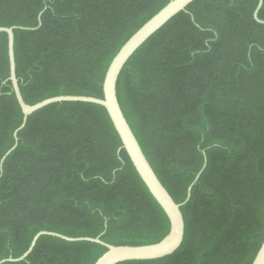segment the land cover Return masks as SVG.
Returning a JSON list of instances; mask_svg holds the SVG:
<instances>
[{
	"label": "trees",
	"instance_id": "trees-1",
	"mask_svg": "<svg viewBox=\"0 0 264 264\" xmlns=\"http://www.w3.org/2000/svg\"><path fill=\"white\" fill-rule=\"evenodd\" d=\"M170 0H0L15 28V75L25 104L103 98L109 64ZM258 0H195L128 60L116 87L146 160L176 204L184 237L171 255L119 264H252L264 242V24ZM264 21V0L258 11ZM0 33V261L39 232L113 246L161 241L169 221L106 110L62 102L25 126ZM191 187L186 201L187 190ZM107 249L41 236L20 262L94 264Z\"/></svg>",
	"mask_w": 264,
	"mask_h": 264
},
{
	"label": "water",
	"instance_id": "water-1",
	"mask_svg": "<svg viewBox=\"0 0 264 264\" xmlns=\"http://www.w3.org/2000/svg\"><path fill=\"white\" fill-rule=\"evenodd\" d=\"M195 0H170L162 9H160L154 16H152L146 23H144L120 48L113 60L108 66L105 73L102 93L103 98H94L89 96H56L45 99L34 105H27L24 103L20 90L18 87L16 75H15V60H14V34L15 28H3L0 27V33L7 35V48L9 58V78L8 80L12 84L13 92L15 94L16 101L21 109L23 119L20 127L14 132V138L19 130H21L27 121V118L34 112L54 103L62 102H81L90 103L103 107L112 124L117 132L122 148L127 153L134 169L136 170L139 178L163 210L169 221V231L167 235L158 243L141 246H113L103 243L100 237L96 238H69L52 232H39L37 233L26 252L20 257L15 259H6L0 261V264L4 262H20L23 261L33 250L36 242L41 236H51L62 239L67 242H89L104 246L107 251L97 259L94 264H119L128 261H148L160 259L173 254L181 245L184 237V221L180 211L182 204H176L171 198L166 189L162 186L148 161L146 160L132 130L130 129L118 103L116 87L119 75L132 57V55L160 28L167 24L172 18H174L180 12L186 10V8ZM263 0H258V4L254 11V19L264 24V21L258 19V11L262 6ZM16 144L2 157L0 161V167L4 159L15 149ZM190 186L187 190L186 201L190 197ZM252 264H264V242L258 250Z\"/></svg>",
	"mask_w": 264,
	"mask_h": 264
}]
</instances>
